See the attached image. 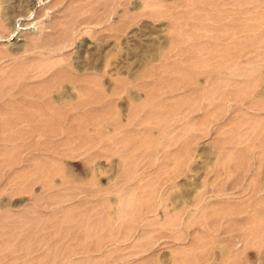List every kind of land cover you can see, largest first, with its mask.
Here are the masks:
<instances>
[{"label": "rangeland", "instance_id": "rangeland-1", "mask_svg": "<svg viewBox=\"0 0 264 264\" xmlns=\"http://www.w3.org/2000/svg\"><path fill=\"white\" fill-rule=\"evenodd\" d=\"M0 138V264H264V0H0Z\"/></svg>", "mask_w": 264, "mask_h": 264}, {"label": "bare ground", "instance_id": "bare-ground-1", "mask_svg": "<svg viewBox=\"0 0 264 264\" xmlns=\"http://www.w3.org/2000/svg\"><path fill=\"white\" fill-rule=\"evenodd\" d=\"M96 21H97V20H96ZM54 78H55V76H54ZM54 78H53V79H54ZM57 78H59V76L56 77L55 79H57ZM71 81H72V80H71ZM86 82H87V81H86ZM46 83H48V82H47V81L44 82V84H46ZM49 84H50V82H49ZM36 85H37V84H36ZM37 86H38V85H37ZM44 86H45V85H44ZM46 86H47V85H46ZM39 87H40V86H39ZM39 87H38V88H39ZM33 88H34V87H33ZM33 88H32V89H33ZM40 88H41V87H40ZM43 88L45 89L46 87H43ZM34 89H35V88H34ZM34 89H33V90H34ZM29 90H30V89H29ZM33 90H32V91H33ZM40 90H42V88H41ZM29 92H31V91H29ZM42 92H43V91H42ZM46 93L48 94L47 91H46ZM46 93H45V94H46ZM40 94H42V93H40ZM43 94H44V93H43ZM50 96H51V95H50ZM50 96H48V97H50ZM48 97H47V98H48ZM52 97H53V96H52ZM61 97L63 98V95H62ZM68 97H69V96H67V98H68ZM42 98H43V97H42ZM53 98L55 99V97H53ZM58 99H59V98H58ZM55 100H56V99H55ZM69 100H70V99H69ZM56 101H57V100H56ZM59 101H60V99H59ZM65 101H66V100H64V102H65ZM80 101H83V100L80 99ZM57 102H58V101H57ZM64 102H63L64 105L62 106V108H64L65 105H66V103H64ZM42 103H43V102H42ZM78 103H79V102H78ZM43 104H44V103H43ZM79 104H81V103H79ZM44 106H46V105L44 104ZM58 106H59V105H58ZM8 107H9V106H8ZM76 107H77V106H75L74 108H76ZM53 109H54V108H53ZM8 110H9V109H8ZM54 111H55V110H54ZM1 112H2V111H1ZM20 116H21V114H20ZM49 116H50V115H49ZM55 116H56V115H55ZM48 118H49V117H48ZM8 119H10V117H9ZM43 120H44V119H43ZM41 122H42V121H41ZM39 123H40V122H39ZM8 125H9V124H8ZM50 128H51V127H49L48 129L50 130ZM61 128H62V127H61ZM39 129H40V128H39ZM41 129H42V127H41ZM51 129H52V128H51ZM62 129H63V128H62ZM41 131H42V130H41ZM50 131H51V130H50ZM57 131H58V130L55 131V129H54L53 132L57 133ZM59 131H60V130H59ZM20 132H21V131H20ZM20 132H19V133H20ZM22 132H23V131H22ZM53 132H51V133H53ZM41 133H42V132H41ZM51 133H50V135H51ZM22 134H23V133H22ZM46 134H47V133H46ZM35 135H36V134H35ZM48 135H49V132H48ZM51 136H52V135H51ZM5 137H6V136H5ZM1 138H2V137H1ZM1 138H0V139H1ZM3 138H4V135H3ZM3 140H4V139H2V142H3ZM64 140H65V139H64ZM4 141H5V140H4ZM45 141H46V140H45ZM47 141H48V140H47ZM2 142L0 141V145H1ZM43 143H44V141H43ZM43 143H42V144H43ZM48 143H49V141H48ZM50 143H51V142H50ZM58 143H59V142H58ZM44 144H47V143H44ZM47 145H48V144H47ZM47 145H44L45 148H46ZM61 145H63V144H61ZM6 146H7V145H6ZM42 146H43V145H42ZM44 146H43V147H44ZM50 146H51V145H50ZM58 146H60V144H59ZM3 147H4V146L2 145V147H0V148L2 149ZM43 147H42V149H44ZM6 148H7V147H6ZM6 148H5V151L7 150ZM47 148H49V147L47 146ZM54 148H55V146H54ZM1 149H0V151H1ZM8 149H9V148H8ZM57 149H58V148H57ZM48 150H49V149H48ZM64 151H65V149H63V152H64ZM3 152H4V151H3ZM60 152H61V150H60ZM50 156H51V155H50ZM51 159H52V158H51ZM50 161H51V160H50ZM50 161H47V162H50ZM54 167H56V166H54ZM54 167H52V168H54ZM60 168H61V167H60ZM49 169H50V168H49ZM49 169H48V170H49ZM57 169L59 170V168H57ZM57 169H56V171H57ZM27 170H28V168H27ZM52 170H53V169H52ZM65 171H66V170H65ZM67 172H68V170H67ZM52 173H53V171H52ZM56 173H57V172H56ZM68 173H69V172H68ZM47 174H48V173H47ZM48 175H49V174H48ZM51 175H53V174H51ZM11 177H15V176H11ZM41 177H42V176H41ZM52 177H53V176H52ZM52 177H51V178H52ZM61 177H62V176H61ZM92 177H95V176H92ZM39 178H40V177H39ZM39 178H38V179H39ZM43 178H44V177H43ZM45 178H46V177H45ZM45 178H44L42 181H45ZM47 178H48V176H47ZM51 178H50V179H51ZM53 178H54V177H53ZM62 178H63V177H62ZM14 179H15V178H14ZM38 179H37V180H38ZM50 179H49V180H50ZM60 179H61V178H60ZM8 180H9V178H8ZM51 180H52V179H51ZM51 180H50V181H51ZM62 180H63V179H62ZM93 180H94V178H93ZM95 180H96V179H95ZM50 181H49L48 183L51 184ZM60 181H61V180H60ZM90 181H91V180H90ZM53 182H54V181H53ZM53 182H52V183H53ZM88 182H89V180H88ZM8 183H11V181H7V182L5 183V185L8 184ZM42 183H44V182H42ZM42 183H41V184H42ZM45 183H46V182H45ZM48 183L46 184V187H47ZM56 184H57V183H55V185L53 184L54 186H53V187L51 186V188H54V187L56 186ZM60 184H61V183H60ZM91 184H92V182H91ZM96 184H97V183H96ZM92 185H95V184H92ZM2 186H3V185H2ZM3 187H4V186H3ZM51 188H50V189H51ZM47 190H48V189H47ZM93 190H94V189H93ZM93 190L91 189V191H93ZM95 190H96V188H95ZM45 192H46V190H45ZM67 192H69V191H67ZM95 192H96V191H95ZM98 192H99V191H98ZM98 192H97V193H98ZM41 193H43V192H41ZM48 194H49V193H48ZM48 194H47V196H49L51 193H50L49 195H48ZM94 194H95V193H94ZM34 195H35V194H34ZM40 195H41V194H40ZM54 195L57 196L58 194L56 195V193H55ZM43 196H44V194H43ZM43 196H42V197H43ZM50 196H51V195H50ZM55 196H51V198L53 199ZM35 197H37V198H35V199H37L38 201H39V199L41 198L40 196H36V195H35ZM38 197H40V198L38 199ZM46 198L49 199L50 197H46ZM55 198H56V197H55ZM55 198H54V199H55ZM59 198H60V196H59ZM59 198H57V199H59ZM32 199H34V198H32ZM118 199H119V198H118ZM47 201H48V200H47ZM49 204H50V203H49ZM165 211H166V210H165ZM118 212H119V211H118ZM2 213H3V212H2ZM5 213H7V212H5ZM38 214H39V213H38ZM5 215H6V214H5ZM96 216H97V215H96ZM98 216H99V215H98ZM115 217H116V216H115ZM85 232H86V231H85ZM90 234H91V233H90ZM111 237H112V236H111ZM77 245H79V244H77ZM108 245H109V244H108ZM95 248H96V247H95ZM69 255H70V254H69ZM103 258H104V257H103ZM82 259H85V258H82ZM88 259H89V258H88ZM88 259H87V260H88ZM72 260H73V259H72ZM85 260H86V259H85ZM89 260H90V259H89Z\"/></svg>", "mask_w": 264, "mask_h": 264}]
</instances>
